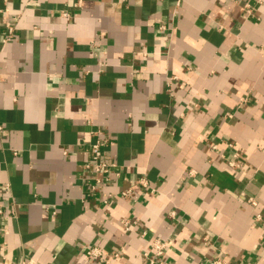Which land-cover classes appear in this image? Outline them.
I'll list each match as a JSON object with an SVG mask.
<instances>
[{"label":"crops","instance_id":"crops-1","mask_svg":"<svg viewBox=\"0 0 264 264\" xmlns=\"http://www.w3.org/2000/svg\"><path fill=\"white\" fill-rule=\"evenodd\" d=\"M0 203V264H264V0H0Z\"/></svg>","mask_w":264,"mask_h":264},{"label":"built area","instance_id":"built-area-1","mask_svg":"<svg viewBox=\"0 0 264 264\" xmlns=\"http://www.w3.org/2000/svg\"><path fill=\"white\" fill-rule=\"evenodd\" d=\"M5 24H6L5 25L6 37L3 39V42L11 38L13 35L12 24L9 21L5 22ZM90 133L96 134V131H90ZM86 140L89 142V145L91 147V155H90V161L85 165V167L87 169H92L95 173H101L103 175V179L107 180L109 177V173L115 167V163L108 158V154L105 150L106 142L96 138L93 135H91V137H88V139ZM99 180L101 181V179ZM141 180H142L141 182H143V179ZM8 188L9 185L6 184L5 190H8ZM251 203H255V202L251 200ZM3 213H4V208L0 203V216L3 215ZM256 219L263 223V228H264V215L257 214ZM124 224L128 227V221H124ZM164 247H165V243L158 239L157 242L152 245L154 254L161 255L163 253ZM87 255H91L96 258L98 257L100 260L102 259L100 253L98 251H95L94 248L89 249ZM16 264H37V263L34 259L27 257V258H21ZM206 264H226V263L219 257H215L209 259Z\"/></svg>","mask_w":264,"mask_h":264}]
</instances>
